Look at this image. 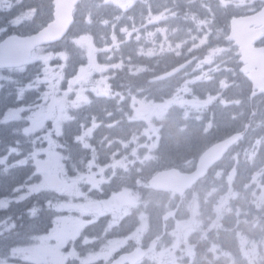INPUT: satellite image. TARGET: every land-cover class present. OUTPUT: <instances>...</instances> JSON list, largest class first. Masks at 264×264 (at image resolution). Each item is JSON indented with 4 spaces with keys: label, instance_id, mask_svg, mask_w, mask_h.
Segmentation results:
<instances>
[{
    "label": "rangeland",
    "instance_id": "rangeland-1",
    "mask_svg": "<svg viewBox=\"0 0 264 264\" xmlns=\"http://www.w3.org/2000/svg\"><path fill=\"white\" fill-rule=\"evenodd\" d=\"M173 140H174V143H171L170 146H169V148L171 150H174L175 151V150H178L179 144H178V142L175 139H173ZM199 144H200V140L199 139H195V137H193L192 140H191V146L192 145L197 146Z\"/></svg>",
    "mask_w": 264,
    "mask_h": 264
},
{
    "label": "bare ground",
    "instance_id": "bare-ground-1",
    "mask_svg": "<svg viewBox=\"0 0 264 264\" xmlns=\"http://www.w3.org/2000/svg\"><path fill=\"white\" fill-rule=\"evenodd\" d=\"M172 140L170 141V143L172 142ZM170 143H169V146H170ZM201 144H202V140H200V144L199 145H197V146L192 145V147H193L194 150H198L201 147Z\"/></svg>",
    "mask_w": 264,
    "mask_h": 264
},
{
    "label": "snow or ice",
    "instance_id": "snow-or-ice-1",
    "mask_svg": "<svg viewBox=\"0 0 264 264\" xmlns=\"http://www.w3.org/2000/svg\"><path fill=\"white\" fill-rule=\"evenodd\" d=\"M24 131H25V134H27L28 130L25 129ZM9 151L11 152V151H13V149H10ZM0 203H2V202H0Z\"/></svg>",
    "mask_w": 264,
    "mask_h": 264
},
{
    "label": "trees",
    "instance_id": "trees-1",
    "mask_svg": "<svg viewBox=\"0 0 264 264\" xmlns=\"http://www.w3.org/2000/svg\"><path fill=\"white\" fill-rule=\"evenodd\" d=\"M195 139H199V140H201L200 138H198V137H195ZM171 143H174V140H172V142ZM170 143V144H171ZM175 151H177V150H175Z\"/></svg>",
    "mask_w": 264,
    "mask_h": 264
}]
</instances>
